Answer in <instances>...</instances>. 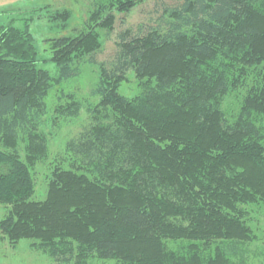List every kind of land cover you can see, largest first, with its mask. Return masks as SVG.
<instances>
[{"label":"trees","instance_id":"1","mask_svg":"<svg viewBox=\"0 0 264 264\" xmlns=\"http://www.w3.org/2000/svg\"><path fill=\"white\" fill-rule=\"evenodd\" d=\"M144 0H101L76 35L0 24V239H30L54 264H253L264 208V0H170L159 22L101 31ZM63 27L68 10L56 11ZM99 67L96 102L58 96L53 121L87 123L49 160L51 90ZM133 73L138 91L121 92ZM238 97L234 107L227 102ZM66 98V103L63 99ZM228 103V104H227Z\"/></svg>","mask_w":264,"mask_h":264},{"label":"rangeland","instance_id":"2","mask_svg":"<svg viewBox=\"0 0 264 264\" xmlns=\"http://www.w3.org/2000/svg\"><path fill=\"white\" fill-rule=\"evenodd\" d=\"M101 0H0V24L7 25L11 22L17 27H24L26 19L30 31L37 40V48L40 58V67L48 69L53 74L56 73V66L53 62L48 61L51 56L47 38L58 37L62 35H76L89 18L91 12L95 9L97 3ZM104 1V0H103ZM170 0H144L140 5L133 8L128 14L116 12V23L113 32L106 35L101 31L103 46L97 55L99 63L108 65L114 57L118 34L123 30L138 32L140 28L157 24L160 16L168 6H173ZM68 10L71 13V19L67 27H63L60 19L54 20L56 11ZM99 79V67L95 65H85L81 76L65 81L59 86H55L46 99L49 105L48 125L46 132L50 133L49 149L50 158L48 161L39 164L36 167L37 193L36 199H44L48 188L47 175L53 164V155L63 148L65 142L76 136L86 125V109L82 110L78 118H60L53 121L54 106L58 102V96L62 92L65 94L75 93L83 101L96 102L97 98L92 97V90L95 88ZM138 91L137 79L133 73L129 74V80L124 82L121 92L125 95L132 96ZM238 97L231 96L227 102L233 107L236 105ZM66 103V98L63 99ZM227 103V104H228ZM235 103V105H233ZM264 209V208H263ZM3 209L0 206V215ZM257 222V233L261 238L257 252L259 255L253 264H264V210L259 214ZM30 239H22L12 246L8 241L0 239V264H54L52 259L41 251L32 249ZM95 264H115V260L101 261Z\"/></svg>","mask_w":264,"mask_h":264}]
</instances>
